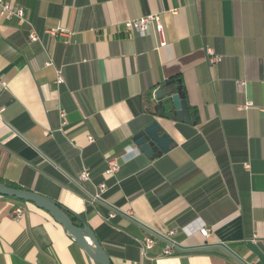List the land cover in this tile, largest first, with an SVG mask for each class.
Here are the masks:
<instances>
[{"label": "crops", "instance_id": "0c3cea01", "mask_svg": "<svg viewBox=\"0 0 264 264\" xmlns=\"http://www.w3.org/2000/svg\"><path fill=\"white\" fill-rule=\"evenodd\" d=\"M11 1L25 21L0 14V183L57 201L113 264H264V0ZM156 14L163 48L154 28L142 37L124 26ZM179 86L191 124L155 97ZM154 121L169 153L123 162ZM112 159L120 170L107 177ZM85 167L92 179L80 183ZM102 175L115 219L93 201ZM0 264L97 263L48 212L0 195Z\"/></svg>", "mask_w": 264, "mask_h": 264}, {"label": "water", "instance_id": "95a60500", "mask_svg": "<svg viewBox=\"0 0 264 264\" xmlns=\"http://www.w3.org/2000/svg\"><path fill=\"white\" fill-rule=\"evenodd\" d=\"M171 81L167 85H172ZM180 84V82H178ZM159 105L166 111V105L172 104L178 122L191 124L189 106L183 88L179 86L175 94L163 97V89L155 94ZM133 144L145 157L153 158L169 153L172 140L163 132L158 121L144 127L133 137ZM0 195L14 198L22 202L32 203L39 209L45 210L60 224L74 239L75 243L97 264H113L110 256L101 245L95 231L87 224L77 225L59 203L51 198L23 189L13 188L0 183Z\"/></svg>", "mask_w": 264, "mask_h": 264}, {"label": "built area", "instance_id": "2783aa9c", "mask_svg": "<svg viewBox=\"0 0 264 264\" xmlns=\"http://www.w3.org/2000/svg\"><path fill=\"white\" fill-rule=\"evenodd\" d=\"M0 14L1 16H5L8 18H16L19 19V21L24 22L25 21V10L20 5H17L13 3L11 0H0ZM124 26L127 30L133 31L135 33H138L142 37H145L149 35L151 28H154L157 32L159 38H160V47H166L167 43L164 36V26L161 21L160 15H148L141 19H135V20H129L126 23H124ZM61 33H65L64 30L60 31ZM51 34L57 35V31H52ZM69 36L68 34H66ZM39 36L35 32H31L29 35L30 42H37L39 41ZM207 53L209 55V62L211 64L219 63L222 60V56H217L213 53L211 49H207ZM58 83L63 82V78L61 76L57 79ZM241 85H244V82H240ZM8 89L7 82L5 81L4 77L0 75V91H6ZM253 106V103H247V105L244 107V109H248ZM6 110L5 106L0 105V121H3V114ZM264 111V109H263ZM60 116L63 120L62 127H65L67 125L66 122V113L65 111L60 112ZM91 142H93V139L90 138ZM141 153L137 148H134L133 146H128L125 148V153L122 156L123 162H128L132 158L139 156ZM120 170V164L117 159H112L107 162V169L105 172V175L107 177H113L115 176ZM80 183H86L91 181L90 176V170L88 167H85L84 170L81 172L79 176ZM108 186L106 183H101L97 185V192L93 197V201L96 203H99L103 207H107V201L104 200L103 196L107 193ZM119 215V213L116 210H109V213L107 215L108 219H114ZM25 216V211L22 207L18 206L15 207L13 210V217L16 221H21ZM198 232L205 238L209 237L210 235V229L206 226H200L198 228ZM176 234V231L169 232L168 235L173 236ZM145 247L147 249H152L155 245V240L153 237H148L144 240ZM178 249V245L175 243H170V245L164 250L165 255H170L172 253L173 249Z\"/></svg>", "mask_w": 264, "mask_h": 264}, {"label": "trees", "instance_id": "16d2710c", "mask_svg": "<svg viewBox=\"0 0 264 264\" xmlns=\"http://www.w3.org/2000/svg\"><path fill=\"white\" fill-rule=\"evenodd\" d=\"M150 96H151V95H150ZM147 100H149V99L147 98ZM88 168H89V167H88ZM106 169H107V164H106V167H105V170H104L103 175L105 174ZM89 170H90V176H91V179H92L91 168H89ZM103 175H102V176H103ZM101 183H106V185L108 186V181L106 180L105 176H103V177L100 179L98 185L101 184ZM9 186H11V187H13V188L20 189L18 186H15V185H9ZM107 193H108V191H107ZM107 193L103 196L104 200H106V195H107ZM103 209L106 211V215H108L109 210H108L107 208H105V207H103ZM114 219H115V218H114ZM248 219H249V218H248V215H246L247 223H248ZM181 220H182L183 222H184V221L186 222V221L190 220V215L185 216V217L182 218ZM185 222H184V223H185ZM184 223H183V224H184ZM187 224H189V223H187Z\"/></svg>", "mask_w": 264, "mask_h": 264}]
</instances>
